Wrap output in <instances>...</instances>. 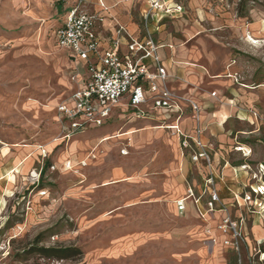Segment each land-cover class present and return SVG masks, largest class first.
I'll return each instance as SVG.
<instances>
[{
  "label": "rangeland",
  "instance_id": "rangeland-1",
  "mask_svg": "<svg viewBox=\"0 0 264 264\" xmlns=\"http://www.w3.org/2000/svg\"><path fill=\"white\" fill-rule=\"evenodd\" d=\"M166 1L173 10L169 16L145 19L150 0H123L120 14L129 11L139 23L142 13L153 36L164 23L173 42L214 51L220 61L216 71L230 59L242 72L240 82L258 86L252 94L243 92L248 98L255 94L253 121L232 119L229 126L233 135L244 131L237 146L250 152L251 167L259 170L261 163L264 167V0ZM67 4L0 0V264H239L241 258L242 264H264L263 211H249L243 203L232 214L246 223L247 245L240 256L204 222L176 213L173 150L166 136L136 140L132 147L110 140L114 136L108 134L137 124L116 111L104 126L73 137L55 107L71 92L77 71L55 38ZM104 135L110 141L100 143ZM91 152L97 156L93 163L86 159ZM257 179L253 175L250 181Z\"/></svg>",
  "mask_w": 264,
  "mask_h": 264
},
{
  "label": "crops",
  "instance_id": "crops-1",
  "mask_svg": "<svg viewBox=\"0 0 264 264\" xmlns=\"http://www.w3.org/2000/svg\"><path fill=\"white\" fill-rule=\"evenodd\" d=\"M78 1L68 0V4L64 7L62 21L57 29L64 23L69 11ZM116 1L83 0L84 9L103 16V21L98 22L96 27L97 34L100 37L101 53L112 48V41L118 39V51L124 54L128 52L127 43L130 42L131 38L143 39L145 37L142 13L140 15L141 21L139 23L134 22L129 11L124 15L120 14L123 10L122 8L119 9V5L121 6V3L126 5L124 4L126 2H123V0ZM126 10L128 9L126 8ZM120 27L125 30L121 35L117 34V30ZM164 28L165 24L163 23L159 26L160 30L154 36L160 46L158 52L168 74L166 86L173 92L192 99L200 106L199 120L193 117L192 108L186 102L182 103L184 112L178 119L179 112L176 110L167 112L155 108L150 93L148 94L149 100L140 105L139 108L131 106L130 98L127 95L114 105L109 117L104 120L102 125L87 124L84 130L74 132L73 137L92 128L104 126L116 111L127 113L128 123L136 122L137 124L130 126L124 131H119L117 134H108L114 136L112 139L108 135L99 137L100 143L110 140H123L127 142L129 147H132L135 145L136 140L145 141L148 138L159 139L162 136H166L167 143L173 150L174 182L172 191L176 213L183 214L186 217L193 216L201 220L204 222V228H212L214 230L213 235L223 244L225 240L231 237L228 234H223L218 229V225L226 216L225 209L232 215L237 208L241 207L240 204L236 203L235 195L248 191L251 186L256 187L260 183L259 178L254 182L250 181L253 175L259 171H253L251 167L249 161L250 152H243L244 147L241 145L237 146V137L244 131L236 130V134L233 135L234 128L229 126L232 123V119L253 121V116L250 112L255 110V101H253L255 94H253L254 97L249 96L248 98L243 92L247 95L248 92L252 94L254 92L251 90L258 88V86L251 87L240 82L239 77H241L242 72L234 62L231 63L230 59L225 62L221 61V66L224 63L223 68L221 71H216L217 67H219L217 63H220V61L217 60L216 53L209 50L208 46H203L202 48L198 45L187 47V45L184 46L185 43L177 44L173 42L172 33L164 31ZM64 49L74 59L77 71L70 85L71 92L56 103V108L61 104H73L71 100L72 94L82 87L89 73L87 61L75 57L70 49ZM244 99H249V104H244L242 102ZM176 123L179 124L185 134L193 137L196 136L198 124L201 125L203 128L201 139L207 146L206 149L209 152L210 161L206 158H201L197 162L193 161L191 149H183L180 138L175 134L174 130L167 127ZM67 124L70 125V121H67ZM119 134L121 135L115 136ZM124 149L127 150V148ZM93 152L86 157L91 163L97 158ZM129 153V151L127 153L122 152L124 156ZM235 154L240 156L243 154L244 158L236 162ZM79 163L82 165L84 161L79 160ZM260 165L263 164L261 163ZM209 178L213 179L212 187L219 193L220 201L216 204L217 209L206 218H203L199 214V210L206 207L208 200H210V186L207 185V179ZM106 183L111 184L110 182ZM190 191L193 196L189 195ZM180 200H184L185 203L183 211L178 208L177 202ZM240 202L242 204V200ZM243 227L245 229L246 223ZM254 227H258L257 224ZM258 241L261 242L262 240L259 239ZM246 245L247 240L241 242L242 250Z\"/></svg>",
  "mask_w": 264,
  "mask_h": 264
},
{
  "label": "built area",
  "instance_id": "built-area-1",
  "mask_svg": "<svg viewBox=\"0 0 264 264\" xmlns=\"http://www.w3.org/2000/svg\"><path fill=\"white\" fill-rule=\"evenodd\" d=\"M172 11V6H167L166 0H150L144 17L148 19L158 15L168 16L173 13ZM101 21L103 16L87 11L83 8V0H79L55 32L59 46L70 49L75 57L88 63L87 78L82 87L71 96L73 104L58 106L61 117L70 121L67 129L78 132L84 130L87 124L102 125L114 105L123 97L128 95L131 106L139 108L149 100V93L155 108L167 112L176 110L180 119L184 112L182 103L186 102L192 108L193 117L199 120L200 106L166 86L168 74L158 52L160 46L148 24L143 39L131 38L127 43L128 52L121 54L118 51L119 40L115 39L112 41V48L101 53L100 37L96 31L97 24ZM124 31V28L120 27L117 34L121 35ZM167 127L174 130L180 138L183 149H191L193 161L197 162L201 158L210 161L207 146L201 139L203 128L200 124L194 137L185 134L178 123ZM66 136H69V133ZM263 171L264 167L260 165L259 171L254 175L259 178L264 175ZM207 185L210 186V200L206 207L199 210L203 218L214 212L217 209L216 204L220 201L219 193L212 187V178L207 179ZM189 195L193 196V193L190 191ZM235 199L238 205L244 203L249 211L264 212V181L256 187L251 186L248 191L235 195ZM177 204L179 210L185 209L184 200L178 201ZM225 210L226 216L218 225V229L223 234L231 236L224 243L235 249L240 256L241 242L246 241L243 232L244 219H234L231 213ZM239 264H242V259L239 260Z\"/></svg>",
  "mask_w": 264,
  "mask_h": 264
},
{
  "label": "bare ground",
  "instance_id": "bare-ground-1",
  "mask_svg": "<svg viewBox=\"0 0 264 264\" xmlns=\"http://www.w3.org/2000/svg\"><path fill=\"white\" fill-rule=\"evenodd\" d=\"M248 40L253 43V44H259V40H257L256 38H254L252 35L248 36ZM224 116V115H223ZM239 149H243V148H239ZM108 184V183H106Z\"/></svg>",
  "mask_w": 264,
  "mask_h": 264
}]
</instances>
